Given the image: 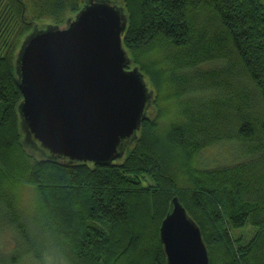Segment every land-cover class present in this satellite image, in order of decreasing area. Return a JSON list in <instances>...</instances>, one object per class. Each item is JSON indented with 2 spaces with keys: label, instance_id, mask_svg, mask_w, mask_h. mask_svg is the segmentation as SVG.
I'll list each match as a JSON object with an SVG mask.
<instances>
[{
  "label": "trees",
  "instance_id": "1",
  "mask_svg": "<svg viewBox=\"0 0 264 264\" xmlns=\"http://www.w3.org/2000/svg\"><path fill=\"white\" fill-rule=\"evenodd\" d=\"M86 1L0 0V264H42L45 253L167 264L160 228L175 197L211 264H264V0H110L126 11L131 67L156 92L110 165L52 157L25 140L18 115L23 40L64 26ZM225 143L238 150L228 163L201 165Z\"/></svg>",
  "mask_w": 264,
  "mask_h": 264
},
{
  "label": "water",
  "instance_id": "2",
  "mask_svg": "<svg viewBox=\"0 0 264 264\" xmlns=\"http://www.w3.org/2000/svg\"><path fill=\"white\" fill-rule=\"evenodd\" d=\"M64 26L36 27L17 57L25 140L52 157L110 165L138 138L156 92L133 63L124 7L88 0ZM162 221L167 264H211L201 228L178 197Z\"/></svg>",
  "mask_w": 264,
  "mask_h": 264
},
{
  "label": "rangeland",
  "instance_id": "3",
  "mask_svg": "<svg viewBox=\"0 0 264 264\" xmlns=\"http://www.w3.org/2000/svg\"><path fill=\"white\" fill-rule=\"evenodd\" d=\"M186 98H184V102H186L185 100ZM201 97H199L198 95L192 97L189 99L188 103L192 106H194V104H198L201 103ZM236 144L233 143H225V144H221L215 147H212L210 149L207 150V152L202 154V157L199 159V162L208 167L211 166H217L218 163H228L229 160H231L236 154L237 150V146H235ZM208 162H211L208 164ZM29 196V195H28ZM30 199V198H29ZM34 200V199H33ZM240 231V230H239ZM238 231V232H239ZM246 233H244L246 236H250V234L253 233V229L247 228ZM238 234V233H237ZM32 240L35 239L31 236ZM47 241V240H46ZM6 249H10L12 244L11 242H4ZM50 243H45L44 246H42L44 248V251L47 250V248L49 249ZM35 250H38L37 247H32ZM32 257V256H31ZM43 261V260H42Z\"/></svg>",
  "mask_w": 264,
  "mask_h": 264
},
{
  "label": "clouds",
  "instance_id": "4",
  "mask_svg": "<svg viewBox=\"0 0 264 264\" xmlns=\"http://www.w3.org/2000/svg\"><path fill=\"white\" fill-rule=\"evenodd\" d=\"M42 264H67L63 258H57L51 253H45Z\"/></svg>",
  "mask_w": 264,
  "mask_h": 264
}]
</instances>
